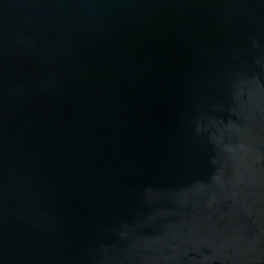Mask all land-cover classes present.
Masks as SVG:
<instances>
[{"label": "water", "instance_id": "water-1", "mask_svg": "<svg viewBox=\"0 0 264 264\" xmlns=\"http://www.w3.org/2000/svg\"><path fill=\"white\" fill-rule=\"evenodd\" d=\"M0 264H264V0H0Z\"/></svg>", "mask_w": 264, "mask_h": 264}]
</instances>
